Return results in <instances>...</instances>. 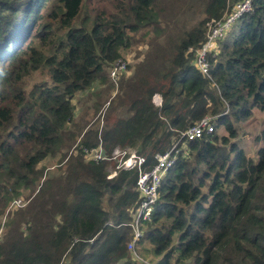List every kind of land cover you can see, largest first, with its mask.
Returning <instances> with one entry per match:
<instances>
[{
	"label": "trees",
	"instance_id": "1",
	"mask_svg": "<svg viewBox=\"0 0 264 264\" xmlns=\"http://www.w3.org/2000/svg\"><path fill=\"white\" fill-rule=\"evenodd\" d=\"M234 1L0 0V218L28 199L6 216L0 264H137L122 225L138 201V170L108 179V162L86 161L83 149L131 150L149 169L206 116L216 118L214 131L180 149L137 253L152 264H264V130L254 161L235 126L264 112V0L209 56V77L188 54ZM131 44L151 50L120 83L101 132L99 123L84 128L75 95L104 82ZM41 70L50 83L27 90ZM47 158H57L54 169L40 168Z\"/></svg>",
	"mask_w": 264,
	"mask_h": 264
},
{
	"label": "built area",
	"instance_id": "2",
	"mask_svg": "<svg viewBox=\"0 0 264 264\" xmlns=\"http://www.w3.org/2000/svg\"><path fill=\"white\" fill-rule=\"evenodd\" d=\"M253 0H235L231 6V9L220 19H212L206 23L207 33L206 40L201 44L200 48H189L188 54L193 55L192 65L203 76L209 77L210 75V61L209 56H214L220 47L223 39L230 33L232 28L239 23L241 18L250 13L252 10ZM120 73H127L126 65L119 61L116 63L110 71V77L116 80ZM156 106L161 105V100L153 97ZM216 124V118L206 116L199 122L189 127L186 131L180 133L178 141L173 142L172 147L162 154L155 156V164L149 169H144L145 158L139 157L136 154L125 152L116 148L110 155H107L101 145L96 149H83L84 158L86 161L93 162H111L112 160L119 161L118 165L113 169L111 174L114 176H108L109 179L114 178L119 170H138V178L136 181L135 190L138 194V201L136 205H133L127 211L129 214V223L122 226L129 227L131 229V240L127 244V251L131 258L137 264H152L150 260H144L139 256L136 250L137 243L143 236L144 226L151 221V217L154 211V207L159 199V188L162 179L167 174V171L176 163L177 156L180 153V149L183 150L184 145L188 141L199 140L203 134H211L214 131ZM183 141V145H179V142ZM122 152H120V151ZM121 155V156H120ZM108 171V169H107ZM27 197L21 196L14 199L9 209L23 208L27 203Z\"/></svg>",
	"mask_w": 264,
	"mask_h": 264
},
{
	"label": "rangeland",
	"instance_id": "3",
	"mask_svg": "<svg viewBox=\"0 0 264 264\" xmlns=\"http://www.w3.org/2000/svg\"><path fill=\"white\" fill-rule=\"evenodd\" d=\"M85 15H86V9H84L80 13L79 18L75 21L74 25L78 26L81 20L85 17ZM150 38L154 39L155 36H150L147 38V40H149ZM158 39L159 40L157 41L159 45H161L162 40L164 38H158ZM150 50L151 49L149 48L148 44H131L130 48L122 52V57L120 60L121 62H123V64L126 65L127 73L125 74L120 73L116 80L112 79L110 77V71L113 67H115L116 65L115 64L110 69L109 74L104 82H95L89 90L85 91L84 93H79L75 95L73 99V104L75 106V113L77 117H79V122L81 123V126H84V128H90L91 125L93 126L99 123V133L101 132L103 128L104 120L108 116L110 104L119 90L120 83L123 80L130 79L134 75L136 67L139 64H141L143 61H145L147 54L149 53ZM49 80L50 79L47 71L41 70L34 72L30 74L25 80L26 89L29 90L33 85L41 82L50 83ZM157 99L159 101L160 96H156L155 100ZM152 101L154 105H156L154 99H152ZM121 111L122 110H119V112ZM235 126H236V130L239 133L237 141L240 140L239 141L240 147L245 150L249 158L255 161L256 151L258 149V146L254 145L253 140L262 130H264V112H261L255 108L253 109L252 115L249 119L240 120L235 123ZM216 133L218 136H223L225 134V131L223 127H219L216 129ZM125 152L135 154V152L131 150H127ZM68 153L69 156L70 155L76 156L77 154L76 144L73 146V148H71V150ZM118 163H119L118 159L108 162L107 172L110 174L111 177L114 176V174H111V172L113 171V169H115ZM56 164H57V158H47L44 162L41 163L40 168L52 170L56 167ZM45 174L46 172L44 173V175ZM22 196H27V194L24 193ZM9 206L5 213V216H2L0 218V236L2 235L5 228L6 216L9 211L13 210V209H9L10 208ZM65 262L62 261L60 264L62 263L65 264Z\"/></svg>",
	"mask_w": 264,
	"mask_h": 264
},
{
	"label": "clouds",
	"instance_id": "4",
	"mask_svg": "<svg viewBox=\"0 0 264 264\" xmlns=\"http://www.w3.org/2000/svg\"><path fill=\"white\" fill-rule=\"evenodd\" d=\"M154 96H159V95H154ZM161 99V98H160ZM161 103H162V100H161ZM156 106V105H155ZM161 106V105H160ZM159 107V106H158ZM137 155V154H136ZM138 156V155H137ZM139 157H141V156H139ZM143 158V157H142Z\"/></svg>",
	"mask_w": 264,
	"mask_h": 264
}]
</instances>
